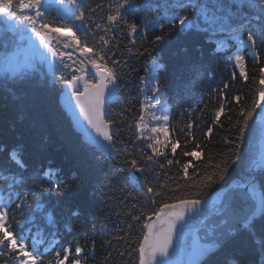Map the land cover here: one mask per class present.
Wrapping results in <instances>:
<instances>
[{
    "label": "trees",
    "instance_id": "obj_1",
    "mask_svg": "<svg viewBox=\"0 0 264 264\" xmlns=\"http://www.w3.org/2000/svg\"><path fill=\"white\" fill-rule=\"evenodd\" d=\"M26 1L0 0V11H18ZM70 1L74 34L93 55L78 70L98 64L120 87L107 117L118 146L110 157L75 132L59 101L68 74L0 79V169L19 164L34 175L14 186L19 197L11 211L16 228L30 225L29 243L44 242L40 264H60L69 247L75 258L78 245L80 264H140L144 226L165 205L205 199L237 178L264 194V169H251L262 129L254 120L264 93V0ZM204 14L225 28L214 41L211 28L200 25ZM186 17L193 29L182 26ZM222 33L251 40L256 55L246 54V78L225 69L227 49L216 48ZM0 40L12 49L13 37ZM152 61L162 64L158 83L170 107L166 149H149L137 130ZM138 169L145 176L133 184L130 173ZM54 237L62 245L45 256ZM8 262L0 256V264ZM202 264H264V216Z\"/></svg>",
    "mask_w": 264,
    "mask_h": 264
},
{
    "label": "water",
    "instance_id": "obj_2",
    "mask_svg": "<svg viewBox=\"0 0 264 264\" xmlns=\"http://www.w3.org/2000/svg\"><path fill=\"white\" fill-rule=\"evenodd\" d=\"M40 50L43 51L31 47L26 52L9 56L3 70L29 68L28 57L43 54ZM23 53V61L19 64L18 56ZM47 68L53 73L52 62ZM88 74L95 78L96 84H88V76H79L69 82L59 100L61 107L85 143L110 157L116 156L115 124L108 123L107 116L109 108L118 100L120 87L111 85V77L99 66L91 68ZM262 135L258 160L252 166L254 172L264 167V130ZM144 176V170L138 169L131 173L129 180L139 184ZM263 215L264 195L245 186L239 179L203 201L166 206L157 216H151L144 227L140 264H202Z\"/></svg>",
    "mask_w": 264,
    "mask_h": 264
},
{
    "label": "rangeland",
    "instance_id": "obj_3",
    "mask_svg": "<svg viewBox=\"0 0 264 264\" xmlns=\"http://www.w3.org/2000/svg\"><path fill=\"white\" fill-rule=\"evenodd\" d=\"M69 4L71 5L72 1H70ZM61 5H64V2H61ZM8 14L9 15L13 14V12H10ZM73 14H74V12H73ZM73 14H71V15H73ZM204 17L206 19H208V20H211V17L209 15L208 16L205 15ZM5 21H6V25L5 26H8V27H10V25L13 23V22H11L10 24H7V18L5 19ZM6 33L7 34H11L9 31L1 32V29H0V37L4 36ZM231 36L233 38H235V37L237 38V36L235 34H231ZM231 36H227V37H231ZM237 42H238V47L235 50L233 49L234 53L231 56L227 57L226 60L228 61V64L230 66L234 65L237 68V70L240 72V74L243 77H245L247 75V70H246V67H245V64H246V59H245L246 58V53H247V50L249 48H252V45L248 41L247 38H238ZM253 49L254 48L251 49L252 53L255 52V50H253ZM81 52H82L83 56H85V57L88 56V52L87 51L83 50ZM153 62L154 61H152L151 63H153ZM4 65L5 64L0 60V79L1 80L2 79L3 80L8 79L9 81L13 80V79L10 78V75L13 74L15 69L10 70V71H7V70H2L1 71L2 67H4ZM155 68H156V66L153 64L152 71H150L149 73L155 72L156 71ZM151 76L152 75L149 74L148 78L145 80V83H144L145 84L144 93H145V95H147V97L150 99V101L148 103H146V105L144 107V111H145V116L143 118L144 122L142 123V126L139 127V130H141L142 132H145L144 129H147L148 128V124H151V127H150L151 132H150V137L147 140L148 141L147 142L148 143L147 147L149 149L156 150L161 145V142H164V141L161 140V139L158 140L154 136V134H158V135L160 134L162 136V138L164 140H166L167 137H169L170 134H171L170 131H169L170 129H168L170 118H167V113H168L167 108H164L161 105L159 99L156 100V99L153 98V96H151V95H149L147 93V90L152 88V86H150V84H151ZM47 77H50L49 74H48ZM159 92H160L159 88L156 87L155 92L153 93L154 96L157 97ZM261 95H260V97H259L260 99L258 101L259 105H258V111L256 112L257 115H256V118L254 120L256 124H261V121L264 120V93L261 94ZM73 129H74V126H73ZM75 132H76V130H75ZM140 136L142 137L141 141L146 142V139L143 138L144 134H141ZM253 223H252V225H253ZM222 246H221V248H222ZM75 264H78V260L75 261Z\"/></svg>",
    "mask_w": 264,
    "mask_h": 264
},
{
    "label": "flooded vegetation",
    "instance_id": "obj_4",
    "mask_svg": "<svg viewBox=\"0 0 264 264\" xmlns=\"http://www.w3.org/2000/svg\"><path fill=\"white\" fill-rule=\"evenodd\" d=\"M32 18H35V16H30V17H28V16H23V17H21L20 18V21L22 22V21H29L30 23H31V25H33V28H34V30L37 32V33H41V32H39V31H37V30H40L39 28H46L47 30H44V32H46V31H53L54 33H57V30H55L54 31V29L52 28V26L48 23V21H46V23L47 24H45L44 22L45 21H42V19H40V18H38L35 22H32L31 20H32ZM20 25V22H18V26ZM30 27H21V26H19V28H18V31L19 32H22V31H24V33H28L29 31H30ZM52 32V33H53ZM58 37V36H57ZM56 37V40H55V43H54V47H55V50L58 52V54L59 55H64L65 54V44H66V42H64V41H62L61 40V37L59 36L58 38ZM35 64H36V62H35Z\"/></svg>",
    "mask_w": 264,
    "mask_h": 264
},
{
    "label": "bare ground",
    "instance_id": "obj_5",
    "mask_svg": "<svg viewBox=\"0 0 264 264\" xmlns=\"http://www.w3.org/2000/svg\"><path fill=\"white\" fill-rule=\"evenodd\" d=\"M116 150V149H115ZM145 235V234H144Z\"/></svg>",
    "mask_w": 264,
    "mask_h": 264
}]
</instances>
